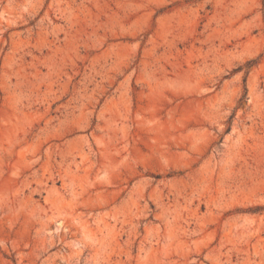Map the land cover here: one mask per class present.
Instances as JSON below:
<instances>
[{"label":"rangeland","instance_id":"obj_1","mask_svg":"<svg viewBox=\"0 0 264 264\" xmlns=\"http://www.w3.org/2000/svg\"><path fill=\"white\" fill-rule=\"evenodd\" d=\"M0 264H264V0H0Z\"/></svg>","mask_w":264,"mask_h":264}]
</instances>
